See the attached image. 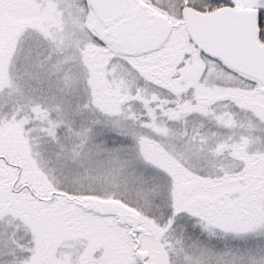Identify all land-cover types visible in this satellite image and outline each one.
<instances>
[{"label": "snow or ice", "instance_id": "obj_1", "mask_svg": "<svg viewBox=\"0 0 264 264\" xmlns=\"http://www.w3.org/2000/svg\"><path fill=\"white\" fill-rule=\"evenodd\" d=\"M0 264H264V0H0Z\"/></svg>", "mask_w": 264, "mask_h": 264}]
</instances>
